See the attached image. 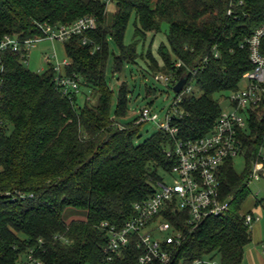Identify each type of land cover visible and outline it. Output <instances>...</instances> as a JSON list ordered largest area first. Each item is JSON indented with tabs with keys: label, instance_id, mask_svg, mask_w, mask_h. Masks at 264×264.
I'll use <instances>...</instances> for the list:
<instances>
[{
	"label": "trees",
	"instance_id": "obj_1",
	"mask_svg": "<svg viewBox=\"0 0 264 264\" xmlns=\"http://www.w3.org/2000/svg\"><path fill=\"white\" fill-rule=\"evenodd\" d=\"M232 2L233 13L228 15ZM111 4L115 11L109 15L103 0H0V40L10 36L24 43L44 39L45 24L70 26L84 17L97 21L93 31L64 42L70 61L64 73L79 81L78 93L63 95L52 63L44 72L31 71L24 64V45L21 52L2 54L0 264H21L40 241L44 264H138L141 250L134 243L121 257L107 260L110 234L102 226L123 227L135 217L134 205L156 193L177 164L175 140L158 129L141 141L145 123L136 124L138 117L122 122L130 111L133 91L123 83L113 106L114 91L106 77L110 39L119 48L114 76L139 61L154 78L173 73L180 80L197 71L193 81L202 95L184 98L171 121L178 129L176 138L182 141L212 132L223 111L216 96L238 91L243 76L253 69L244 45L264 26V0H112ZM132 20L134 38L126 45ZM164 24L168 30L166 44L158 49L159 59L151 48L145 53V43ZM84 38L89 40L87 45ZM80 91L86 93L83 106L78 105ZM156 94V88H147V95ZM263 133L264 118L245 140L243 174L236 172L232 159L220 168L221 198L233 199L226 217L208 219L191 230L183 212L168 216L183 232L181 244L172 247L169 264L206 257L221 264H243L252 242V228L245 223L251 211L242 209L250 195L246 179L250 161L264 144ZM15 193L25 198L13 200ZM68 210L85 212L86 217L67 223Z\"/></svg>",
	"mask_w": 264,
	"mask_h": 264
},
{
	"label": "built area",
	"instance_id": "obj_2",
	"mask_svg": "<svg viewBox=\"0 0 264 264\" xmlns=\"http://www.w3.org/2000/svg\"><path fill=\"white\" fill-rule=\"evenodd\" d=\"M108 5L112 0H103ZM243 2H241L242 4ZM233 13V2L228 15ZM97 26L95 17H84L70 26L54 27L43 25L42 31L46 40L64 43L73 36H84ZM44 39H33L21 43L10 36L0 40V71L2 70V54L7 51L18 53L24 45L27 56L24 64L29 63V52L36 43ZM264 39V26L245 41L249 50L253 69L247 72L242 79L245 84L238 91L227 98L229 109L223 110L212 132L198 140H178V129L171 125L173 116L177 115V107L183 101V93L192 90L194 76L197 71L187 73L188 80L183 90L176 94L175 101L169 111L166 122L159 124V129L169 133L175 140V157L177 164L168 177L172 184L159 183L156 193L147 201L134 205L135 217L127 221L123 227L116 228L104 224L109 228L110 239L105 254L109 262L122 256L133 243L141 250L138 264H169L174 257L175 245H180L183 232L175 229L167 219L174 212H183L187 215V224L191 230H197L206 220L211 218H224L231 210L233 199L222 200L219 182L220 168L226 161L237 157L246 158L248 147L245 140L252 135V127L264 118V55L262 41ZM83 39V45L88 44ZM243 46V47H244ZM216 52L215 57H218ZM57 56L48 57L47 62L52 63L56 72L55 81L64 96L79 92V81L67 77L64 70L70 61L53 63ZM178 63L177 67H181ZM155 80L168 87H174L179 80L171 74H158ZM159 116L154 114L150 107L143 108L136 124L157 123ZM257 121V122H256ZM264 139V133H263ZM171 156V152L168 153ZM264 180V144L256 156L250 161L246 184L250 188L253 184ZM8 196L11 197V194ZM25 198L20 193L12 195L13 200ZM260 219L251 211L245 216V223L253 227ZM163 236V237H160ZM45 253L43 241L37 247L31 248L21 264H44L40 253ZM264 254V243L262 244ZM188 264H221L218 259H196Z\"/></svg>",
	"mask_w": 264,
	"mask_h": 264
},
{
	"label": "rangeland",
	"instance_id": "obj_3",
	"mask_svg": "<svg viewBox=\"0 0 264 264\" xmlns=\"http://www.w3.org/2000/svg\"><path fill=\"white\" fill-rule=\"evenodd\" d=\"M115 11V7L112 4L108 5V13L112 15ZM168 26L164 24L163 29L157 35L150 34L145 43V53L151 48L154 56L158 57V49L161 44H166V34ZM134 38V25L133 20L129 23L126 34H125V44L129 45L133 42ZM143 43L139 44V51L142 52ZM119 54V48L117 44L110 39L109 40V59L106 68L107 82L113 93V106L116 105L118 95L120 92V87L125 83L128 88L133 91L130 94L131 105L130 111L126 118L122 119V122L128 123L132 122L135 118L139 116L140 111L150 106L153 113L159 116V121L157 123H146L143 125L141 130L142 140H146L152 136L158 129L159 124L166 122L167 116L170 115L169 111L175 101L176 93L173 91V87H168L163 83H159L155 80L154 76L150 73L145 72L147 66L144 62L139 61L137 65L127 64L124 66L123 71L116 76L113 75V64L114 57ZM57 56V60L53 59V63H62L67 60V55L65 52L64 43L55 42L52 43L49 40H42L35 44V46L29 52V63L27 67L33 72H44L49 68V64L45 57ZM160 59V58H159ZM245 84L242 83V87ZM147 88H156V96L147 95ZM85 92L78 94V105L83 106L85 104ZM202 91L197 84H193L192 90L189 92H184L183 97L200 96ZM230 93H223L216 96L219 100L223 110L229 109V102L227 101ZM227 97V98H226ZM114 108V107H113ZM234 168L238 174H243L246 169V160L243 157H237L233 160ZM165 184H172V179L170 177H165ZM256 203L259 204L258 208H254L253 214L260 219L252 227V242L246 247L245 253H247L251 248L257 245V241H264V180H261L252 186H250V195L243 205V212H247L255 206ZM256 209V210H255ZM86 217L85 212H78L74 210H68L65 214V221L70 223L76 219H83ZM163 237V236H160ZM260 248V247H259Z\"/></svg>",
	"mask_w": 264,
	"mask_h": 264
},
{
	"label": "crops",
	"instance_id": "obj_4",
	"mask_svg": "<svg viewBox=\"0 0 264 264\" xmlns=\"http://www.w3.org/2000/svg\"><path fill=\"white\" fill-rule=\"evenodd\" d=\"M48 57L49 56L45 57L46 61H47ZM258 206L257 207L256 206H252L250 211L253 212L254 208H258ZM263 243H264V241L258 240L257 241V245L255 247L251 248L247 253H245V258H244L243 264H264V254L262 253V244Z\"/></svg>",
	"mask_w": 264,
	"mask_h": 264
},
{
	"label": "water",
	"instance_id": "obj_5",
	"mask_svg": "<svg viewBox=\"0 0 264 264\" xmlns=\"http://www.w3.org/2000/svg\"><path fill=\"white\" fill-rule=\"evenodd\" d=\"M187 80H188V76H187V75H184V76L179 80V82L173 87V91H174L176 94H179V93L183 90V88H184V86H185Z\"/></svg>",
	"mask_w": 264,
	"mask_h": 264
}]
</instances>
